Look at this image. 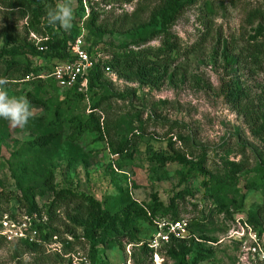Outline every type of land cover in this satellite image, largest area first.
<instances>
[{"label":"rangeland","instance_id":"1","mask_svg":"<svg viewBox=\"0 0 264 264\" xmlns=\"http://www.w3.org/2000/svg\"><path fill=\"white\" fill-rule=\"evenodd\" d=\"M33 1L41 3L42 9L37 10L40 22L46 24V9L57 0ZM87 1L85 8L83 2L80 5L72 0L73 27L68 32L58 28L70 40L78 33L87 36L92 10L98 24L109 30L122 25V32L104 37L105 44L134 47L152 38L147 46H159L156 34L150 37L148 31L131 30L132 23L137 26L147 21L156 0ZM137 7L138 14L130 17ZM250 14L256 17L251 19ZM258 27L264 30V0H199L169 29L177 50L170 56L167 77L158 90L104 74L106 93L112 96L102 115L105 126L119 140L128 138L139 123L145 126L142 143L132 159L111 154L106 142L85 128L92 105L88 94L77 101L68 91L50 88L45 82L7 86L9 95L29 96L41 105L31 104L34 117L24 129L8 126L0 133V234L8 236L18 230L25 217L30 223L21 232L25 239L0 238V264H68L72 255L88 257L83 229H76L70 222L76 205L62 206L48 224L49 194L36 202L42 224H48L44 233L53 230L59 235L43 244L44 256L30 254L25 248L32 231L40 242L38 222L33 221L37 215L18 210L16 197L28 188L43 189L48 176L53 177L56 189L88 196L101 210L112 212L133 201L148 211V217L135 222L139 229L137 243L121 240V233L97 238L98 262L143 263L146 256L142 244L158 234L151 220L158 223L164 217L171 222L177 215L185 234L195 242L188 262L197 252L203 253L190 264H237L241 246L231 237L237 223L242 220L252 224L250 219L256 218L258 225L251 227L264 233V189L249 188L257 181L255 171L264 165V135L250 131L244 117L224 100L221 85L237 83L247 92L249 101L264 112V62L261 67L255 66L246 53L248 40ZM46 39L29 27L27 18L0 0V72L10 63L28 62L43 70L49 65L47 55L39 54L35 47ZM45 73L43 70L42 78ZM48 134L56 135L57 142L36 148L35 140ZM170 146L183 152L189 164L161 167L151 161L150 153L170 152ZM201 160L202 167L189 172L191 164ZM237 169L241 172L236 175V184L220 182L225 174ZM5 218L10 222L3 227ZM163 248L159 251L161 264H175L165 257Z\"/></svg>","mask_w":264,"mask_h":264},{"label":"trees","instance_id":"2","mask_svg":"<svg viewBox=\"0 0 264 264\" xmlns=\"http://www.w3.org/2000/svg\"><path fill=\"white\" fill-rule=\"evenodd\" d=\"M11 11H18L21 13L23 19L27 18L29 27L36 33L46 36V41L40 43L35 47L46 48L45 51L39 54H45L48 58L49 65L46 64L43 69L46 73L42 78V69L33 68L31 63L13 64L10 63L6 69L0 72V77H7L11 85H17L20 82L37 81L41 85L49 83V87L59 89L54 81L48 76L51 73L53 62L66 63L73 60L70 48L72 42L78 37L79 33L71 40L69 36L62 34L58 28L47 26L45 23L40 22L39 11L42 9L40 2L33 0H1ZM78 4H82V0H75ZM124 3H131L134 0H119ZM146 2L147 0H142ZM199 0H156V4L150 12L147 21L141 25L131 24L132 31H148V35L153 37L154 34L160 39V44L157 48L147 46L152 38L146 41H141L137 45L126 47H114L110 44H105V36H113L114 34L122 32V25L115 29L114 26L109 27L98 24V16L91 10L89 21L87 24L88 34L85 38L90 42L93 47L101 46V53L105 59H100L98 63L90 70L87 75V89L85 93L80 92L78 87L68 91L77 101H83L84 95L88 94L92 105L90 107V114L88 121L83 124L85 128L99 135L100 141H105L110 153L118 156L121 159H132L133 152L142 143V135L145 132L144 124L139 123L124 140H119L114 137V134L109 130L105 124L102 115L110 106L112 96L106 93V86L104 84V69H109L112 74L118 78L137 84L143 88H151L158 90L162 85L164 79L167 77V72L170 67V56L177 50V44L173 36L169 34V29L174 23L182 16L186 9L193 7ZM140 7V4H139ZM139 7L131 14L130 17H135L138 14ZM37 9H40L39 11ZM256 15H249L253 19ZM127 19V16H124ZM129 31V30H128ZM151 39V40H150ZM149 41V42H148ZM246 53L251 59L253 65L262 66L264 62V30L258 27L254 31V36L249 38ZM89 54L93 55L91 49ZM29 78L28 81L25 79ZM61 90V89H59ZM80 92L81 94H79ZM221 93L224 96L226 103L231 106L236 112L244 117L245 122L250 128V131L256 135H264V112L260 107H255L254 103L249 101L247 92L242 89L235 82H224L221 85ZM30 104L41 105V102L32 100L29 96ZM32 119V118H31ZM29 120V123L31 122ZM9 123L7 120L0 119V133L3 129L8 128ZM82 125H80L81 127ZM57 142L56 135L48 134L38 138L34 142V146L38 149L47 148ZM183 152L175 150L170 146V152L160 151L150 153L151 161L159 164L161 167L167 164L188 165L187 157L182 155ZM203 165V161L197 162L195 165L189 167V172L199 170ZM242 170V168H241ZM241 170H235V173L228 172L220 179L223 184L230 185L236 184V175ZM255 174L257 181L250 183L251 189H264V165L259 167ZM46 194L51 196V202L48 204L46 215L47 222H53L52 218L56 216L58 210L65 205L75 204L76 214L70 218L71 224L76 229H83L84 238L89 245L88 259L92 264H107L105 262H98L96 245L97 238L103 237L107 233L119 234L121 240L128 242H138L139 229L135 222L139 217H148V211L145 206H138L136 202H130L122 208L116 209L112 212L108 210H101L99 205L83 194H77L74 190L69 189H56L55 181L52 176H48L43 181V189L28 188L21 196L16 197L18 203V210L24 211L29 215H37L38 223L36 230L39 233L40 242H24L25 248L30 254L35 256H44L45 242L50 241L54 235H59L53 230L44 233L48 228V224H42L41 210L39 209L36 200L43 198ZM151 219V218H150ZM163 219H165L163 217ZM162 219V220H163ZM171 222L179 221L177 215L172 216ZM250 221L254 226L258 225L256 218H251ZM151 220V225H155ZM251 226L252 224L248 222ZM260 234L262 232H259ZM79 242V240H78ZM100 242H103L100 240ZM148 242L142 244V252L146 256V260L141 264H152L153 251L148 248ZM195 242L194 239L187 235L184 240H176L169 236L168 243L163 244L162 247L165 252V257L172 260L175 264H190L188 259L194 252ZM161 251V250H160ZM71 261L69 260V263Z\"/></svg>","mask_w":264,"mask_h":264},{"label":"built area","instance_id":"3","mask_svg":"<svg viewBox=\"0 0 264 264\" xmlns=\"http://www.w3.org/2000/svg\"><path fill=\"white\" fill-rule=\"evenodd\" d=\"M86 8V1L82 0ZM88 0L87 2H89ZM86 34L80 33L78 37L72 42L70 48L73 60L66 63L53 62V67L50 75V79L54 81L56 86L61 90H70L78 87L80 92L85 93L87 89V75L90 70L98 63L100 59H105L101 53V46H95L85 40ZM89 49L92 50L93 55L89 54ZM46 48H38V51L43 52ZM104 73L107 75H113L109 69H104ZM29 78L25 79L28 81ZM34 215V214H33ZM32 215V216H33ZM35 216V215H34ZM1 225H8L10 220L6 218ZM33 221H37V217L33 218ZM28 219L24 220L18 225L20 228L16 231L9 232V235L0 234V238L8 237L12 239H25L22 235V230L26 229ZM7 223V224H6ZM158 230V234L153 237L148 243V248L154 253L152 255L153 264H161L162 258L159 251L163 244L168 243L169 236H172L176 240H184L187 235L185 234L184 224L181 221L166 222L164 220L155 224ZM15 227V225H14ZM16 228V227H15ZM36 231H32V236H27V242H38L36 239ZM231 237L241 246L240 254L238 255L237 264H264V233L256 232L250 225L244 221L237 223V230L231 233ZM30 238V239H29ZM71 264H92L88 257L82 254H75L70 256Z\"/></svg>","mask_w":264,"mask_h":264},{"label":"clouds","instance_id":"4","mask_svg":"<svg viewBox=\"0 0 264 264\" xmlns=\"http://www.w3.org/2000/svg\"><path fill=\"white\" fill-rule=\"evenodd\" d=\"M74 19L72 0H57L54 6H48L46 9L45 21L49 27L68 32L73 27ZM9 84L7 77H0V119L7 120L13 129H24L34 117L35 109L25 96L9 95Z\"/></svg>","mask_w":264,"mask_h":264}]
</instances>
